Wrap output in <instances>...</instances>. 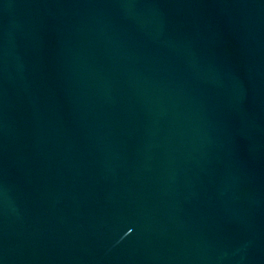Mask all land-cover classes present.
<instances>
[{
    "label": "water",
    "instance_id": "water-1",
    "mask_svg": "<svg viewBox=\"0 0 264 264\" xmlns=\"http://www.w3.org/2000/svg\"><path fill=\"white\" fill-rule=\"evenodd\" d=\"M0 264H264V0H0Z\"/></svg>",
    "mask_w": 264,
    "mask_h": 264
}]
</instances>
